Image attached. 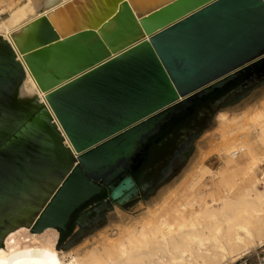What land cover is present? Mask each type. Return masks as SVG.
Returning a JSON list of instances; mask_svg holds the SVG:
<instances>
[{
	"label": "water",
	"instance_id": "95a60500",
	"mask_svg": "<svg viewBox=\"0 0 264 264\" xmlns=\"http://www.w3.org/2000/svg\"><path fill=\"white\" fill-rule=\"evenodd\" d=\"M55 11L20 53L44 102L9 100L25 71L0 46V247L22 226L67 232L60 245L142 197L156 164L137 178L130 165L147 140L264 63V0H70Z\"/></svg>",
	"mask_w": 264,
	"mask_h": 264
},
{
	"label": "bare ground",
	"instance_id": "6f19581e",
	"mask_svg": "<svg viewBox=\"0 0 264 264\" xmlns=\"http://www.w3.org/2000/svg\"><path fill=\"white\" fill-rule=\"evenodd\" d=\"M67 2L0 0V46H11L25 71L9 96L12 103L44 102L21 46L39 18ZM134 2L147 5L151 0ZM261 105L233 117L217 114L218 142L212 155L222 161L219 170L198 165L182 185L162 189L157 205H140L144 211L138 218L116 206L111 234L98 236L93 247L63 251L57 229L38 233L22 226L7 234L0 264H229L263 249L264 172L258 171L264 166V102ZM236 150L243 153L233 157Z\"/></svg>",
	"mask_w": 264,
	"mask_h": 264
},
{
	"label": "flooded vegetation",
	"instance_id": "af4514ba",
	"mask_svg": "<svg viewBox=\"0 0 264 264\" xmlns=\"http://www.w3.org/2000/svg\"><path fill=\"white\" fill-rule=\"evenodd\" d=\"M260 77H264V63L254 68V70L247 71L238 76L221 88L194 99L147 140L141 148V153L138 154L130 165V170L133 171V177L137 178L152 163L156 164L154 166L155 170L152 174L150 185L146 188L145 194L142 196H147L178 169L186 154L189 141L202 131L207 121L216 114L220 108L246 92L251 82ZM239 85H242V88L231 94L224 103L213 111V107H211L212 104ZM158 159L161 160L156 163ZM103 215L104 214L100 215L97 219L92 221L91 226L101 221ZM65 238H67V232L61 234V239Z\"/></svg>",
	"mask_w": 264,
	"mask_h": 264
},
{
	"label": "rangeland",
	"instance_id": "374dc122",
	"mask_svg": "<svg viewBox=\"0 0 264 264\" xmlns=\"http://www.w3.org/2000/svg\"><path fill=\"white\" fill-rule=\"evenodd\" d=\"M7 1L9 2L10 0ZM262 102H264V78L247 89V91L241 96H238L233 101L220 108L218 112L207 121L202 131L191 138L187 145L186 154L181 165L167 180L152 190L147 196H142L130 205L119 208L129 216L138 218L144 211L140 205H143L144 207L157 205V196L162 189L172 186L178 187L180 184L182 185L198 165L202 164L204 167H207L212 171L219 170L222 167V161L218 156L212 155L214 146L218 142L219 125L216 120L217 114L220 112H227L233 117L250 108L260 109ZM203 158L206 160L203 161ZM262 172H264V166H261V171H258V174L261 175ZM114 213L115 209L111 212L105 213L101 221L96 225L90 226L84 230H78L73 237L66 239L64 243L60 245L58 243V248L63 251H68L87 246L88 248L93 247V245L96 244L98 236L106 233L111 234L112 225L110 223ZM61 240L60 235L59 242ZM263 250L264 248L255 249L252 253L261 254Z\"/></svg>",
	"mask_w": 264,
	"mask_h": 264
},
{
	"label": "built area",
	"instance_id": "2783aa9c",
	"mask_svg": "<svg viewBox=\"0 0 264 264\" xmlns=\"http://www.w3.org/2000/svg\"><path fill=\"white\" fill-rule=\"evenodd\" d=\"M242 153L243 151L236 150L232 153V156L239 157ZM231 264H264V250L261 254L251 252L250 254L246 255L238 262Z\"/></svg>",
	"mask_w": 264,
	"mask_h": 264
}]
</instances>
